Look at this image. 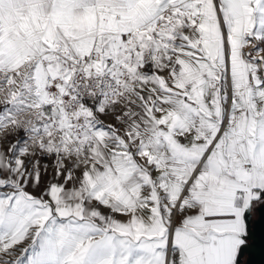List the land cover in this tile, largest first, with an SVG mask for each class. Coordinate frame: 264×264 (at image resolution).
Returning <instances> with one entry per match:
<instances>
[{
	"label": "snow or ice",
	"instance_id": "6c2138e0",
	"mask_svg": "<svg viewBox=\"0 0 264 264\" xmlns=\"http://www.w3.org/2000/svg\"><path fill=\"white\" fill-rule=\"evenodd\" d=\"M264 209V0H0V264H247Z\"/></svg>",
	"mask_w": 264,
	"mask_h": 264
},
{
	"label": "water",
	"instance_id": "95a60500",
	"mask_svg": "<svg viewBox=\"0 0 264 264\" xmlns=\"http://www.w3.org/2000/svg\"><path fill=\"white\" fill-rule=\"evenodd\" d=\"M245 254L247 264H264V209L253 223L252 242Z\"/></svg>",
	"mask_w": 264,
	"mask_h": 264
},
{
	"label": "crops",
	"instance_id": "0c3cea01",
	"mask_svg": "<svg viewBox=\"0 0 264 264\" xmlns=\"http://www.w3.org/2000/svg\"><path fill=\"white\" fill-rule=\"evenodd\" d=\"M258 216V215H257ZM255 221V220H254ZM254 223V222H253ZM253 223H252V226H251V232H252V229H253ZM251 242H252V236H251ZM251 245V244H250ZM250 248V246L245 250L244 252V260H246V251Z\"/></svg>",
	"mask_w": 264,
	"mask_h": 264
}]
</instances>
